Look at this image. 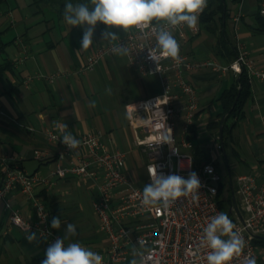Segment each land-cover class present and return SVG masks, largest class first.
Listing matches in <instances>:
<instances>
[{
  "label": "built area",
  "instance_id": "built-area-1",
  "mask_svg": "<svg viewBox=\"0 0 264 264\" xmlns=\"http://www.w3.org/2000/svg\"><path fill=\"white\" fill-rule=\"evenodd\" d=\"M260 13L264 15V2ZM200 17L201 15L197 30L183 26L173 32L178 42H187L190 37H197L202 33ZM240 20L241 15L235 17V28ZM121 42L129 49L130 66L143 76L157 75L162 85L160 94L125 106L134 144L146 156L143 165L144 181L146 184L151 183L147 170L152 164H156L158 173L164 176L175 174L187 178L190 173L195 172L201 183L198 199L193 200L191 196L180 197L168 208H144L141 205L143 187L138 186L140 181L129 172L126 154L118 148H111V139H105L101 132H85L77 138L81 141L80 146L71 151L60 142V134L54 128L45 127L46 139L57 148L55 168L49 175L43 176L28 173L18 165L16 157L1 158L0 200L6 202L12 226L26 233L30 226V231L49 245L57 237L63 236L57 229L51 228L52 215L37 188H53L54 178H78L92 182L98 190L93 209L100 220V231L107 240L104 249L94 252L104 257L103 264H130L133 258L131 249L139 247V238L144 240L145 248L148 249L145 252V264H207L208 250L199 247V238L210 218L218 212H224L217 201L218 186L224 178L214 156L206 164L199 167L195 165V143L189 136L200 117V104L198 90L187 75L211 70L220 77L229 74L238 77L245 71L251 82L254 78L264 81V70L251 57L246 45L238 41L237 56L233 61L224 62L216 54L195 59L180 53L182 62L179 65L171 59L161 58L160 72H157L156 63L149 58L148 53V49H156L155 37L150 33L145 35L132 32L122 36L119 41L97 48L87 58L79 73L93 71L104 58L115 56L112 48ZM58 76L68 75H38L40 79L50 82ZM0 113L3 114L1 111ZM169 128L172 139L167 144H162V136L169 134ZM216 145L218 151H223L220 137L217 138ZM61 153L64 154L63 158ZM46 155L40 153L37 157L40 159ZM231 183L241 216L233 207V217H228L246 242L242 255L235 258L232 264H243L247 256H254L257 264H264L254 244L257 238L264 237V187L258 184L257 176L251 173L238 176ZM15 190L25 196L34 212L32 218H25L10 203V195ZM40 213L46 215V220H42ZM16 217L20 218L21 224H16Z\"/></svg>",
  "mask_w": 264,
  "mask_h": 264
},
{
  "label": "crops",
  "instance_id": "crops-1",
  "mask_svg": "<svg viewBox=\"0 0 264 264\" xmlns=\"http://www.w3.org/2000/svg\"><path fill=\"white\" fill-rule=\"evenodd\" d=\"M31 1L34 2V0ZM263 2L264 0L237 1L240 5L239 10L241 14V20L239 22L240 26H237V29L235 28L232 14L229 12L228 17L224 21L223 31L220 32V35L212 36L206 32H202L197 37H190L187 42H178L180 45V53L186 54L195 59H202L215 55L216 46L223 35L224 39H227L232 44L233 48H235V56H237V42L244 43L249 50L251 57L257 62L258 66L264 70V37H262V33L256 31L258 21L256 19L255 21H252L249 18L252 16L254 17V15L257 16V12L260 11ZM53 13L56 15V12ZM12 24H14V22H12ZM57 28H59L58 31ZM64 28L66 27H63L62 24H59L54 20L53 24L47 22L45 25H39L37 26V30L34 31V34L26 32L27 34H24V36H22L23 38L14 42L17 46L18 55L15 58L16 60H11L13 63V70L7 71V73H9L12 78V80H8L11 86L10 93H15L18 96L19 101L13 103L7 100L3 95L0 96V111L4 113H0V121H4V118L6 117L12 121H22V126L30 138L29 142L31 145L26 151L22 154H12L11 156L16 157L18 165L22 166L25 170L27 161H38V165L33 168V173H38L43 176L49 175L55 168L57 153L56 146L50 143L44 135L45 127H52L55 132L60 134L54 127L53 122H65L68 130L72 132L75 138L81 137L85 132L95 131L91 130L87 122L83 120L81 111H84V109H82L80 102L76 101V99H66V95H70V92H72L74 87L78 84L77 79L74 77L76 75L58 76L53 82L38 77L39 73L53 75L64 73V71L68 69L69 62L67 60L71 59L72 54L75 51L74 47L76 42H73V40L70 42L72 39L71 35L68 33V29ZM79 28L81 33L80 39L78 40L81 41L83 28ZM105 30V25H97L93 37V40L96 41L93 42V45L88 49V57L97 48L112 43L107 40H102L101 33ZM53 31L57 33H54ZM115 31L119 32L120 37L126 35L122 30L115 29ZM86 62L87 59L81 60V63H83L81 68ZM115 62L120 69L124 68L129 70L130 77L134 81H136L138 77L141 80L140 86L143 94L142 97L136 101L128 103L137 102L141 99L149 98L162 92V85L159 77L157 75H141L135 68L130 66L128 55L116 59ZM124 62H126V64H124ZM187 77L198 90L200 104V117L193 128V132L189 136L191 138L190 140L195 143L194 139H198L200 135L199 130L207 128L215 133L214 137L216 143L217 138L220 137V132L212 129L210 124L220 119V116L224 112L221 96L226 90L232 87L238 77L233 74L220 77L211 70L191 72ZM250 83L251 95L244 107L245 117L233 130L232 138L228 140V145L222 152L224 153L227 164L230 155L234 158L237 155L239 156L237 151L231 147V143L238 142L236 131L240 126L243 127V136L249 145L250 152H248L249 157L244 160L242 159L241 161L245 167L243 172L237 174L236 177L253 173L257 176L258 184L261 187H264V81L254 78ZM30 128L34 130L29 131ZM105 139L108 138L105 137ZM133 145L138 152V168L143 169L145 157L135 146L134 138ZM198 146L209 156H212L211 152L202 147V144L199 143ZM111 148L116 147L114 144H111ZM227 149L229 150V154ZM40 153L47 155L46 157L39 159L37 155ZM127 166L129 172L133 174L128 161ZM230 178L232 182L234 178L231 173ZM70 180V178L66 180L54 178L53 182L55 183V186L53 188L49 190L42 186L37 188V192L39 196L45 200L48 210L54 217H59L61 219L62 223L61 228L59 229L60 231L67 226L66 219L63 218L67 206L61 205V201L55 194V188L68 184ZM1 183L2 176L0 172V186ZM95 190L97 195V187H95ZM10 203L14 208L19 209L25 218L33 217L34 212L25 196L20 191L15 190L11 193ZM7 212L6 202L0 200V259L3 258L5 260V258H8V253H10L12 259H15L16 250L20 251V249L26 252V257H30V259L25 258V264L33 258L45 257L44 253L49 245L38 235L37 242L29 243L25 238L28 233L12 226L8 218L9 213L7 215ZM5 218H7V222L4 226ZM83 239L84 238H79L78 242L81 243L80 240H82L81 244L84 246L88 247L89 244L93 243L89 237L86 238L89 240L86 243L83 242ZM68 242L70 241H67V243ZM106 246L107 242L105 241L104 244L102 243L100 247L94 250H101ZM262 260H264L263 257Z\"/></svg>",
  "mask_w": 264,
  "mask_h": 264
},
{
  "label": "rangeland",
  "instance_id": "rangeland-1",
  "mask_svg": "<svg viewBox=\"0 0 264 264\" xmlns=\"http://www.w3.org/2000/svg\"><path fill=\"white\" fill-rule=\"evenodd\" d=\"M49 7L41 5L39 6L41 10L38 11L39 8L31 0H4L0 3L1 39L6 44L4 52L0 53V65H3L7 60H16L18 50L14 42L23 38L22 36L27 34L26 32L34 34L37 26L45 25L47 22L53 24L54 20L59 23L57 13L55 15L53 13L55 12L54 9ZM239 7L240 5L233 0L226 1V8L232 14L233 20L236 16L241 15ZM37 11L38 13L36 14ZM257 13L259 15V11ZM255 16L249 17L250 20H257L258 16ZM259 16L264 18V15ZM59 24L66 27L64 29H68V33H70L72 38L70 42L72 40L76 42V44L74 43L75 51L71 59L67 60L69 67L64 73L69 76L76 75L74 77L77 79L78 84L70 92V95H66V99H76V101H79L82 109H84V111H81L83 120L87 122L89 128L101 132L104 137L113 141L116 148L127 154V161L131 166V170L138 181H140L138 186L144 187L146 185L144 181L145 171L144 169H139L137 165L138 152L133 145L134 137L125 109L126 103L136 101L143 95L140 78L137 76V80L134 81L130 77L129 70L120 69L115 61L118 58H122V56L118 57L117 55L104 59L93 72L79 73L83 64L81 60H86L88 57V50H81L79 55L76 54V51L81 48V41L78 40L80 39L81 30L79 27H71L65 22ZM237 26H240V23ZM262 37H264V34ZM95 41L93 40V42ZM8 80H12L9 73H0V96L3 95L7 100L16 103L19 101V98L15 93H10L11 86ZM109 88L111 89L110 94L106 92V89ZM92 100L96 101L97 106L95 108L89 106V102ZM16 106L18 107L17 104ZM4 119V121H0V141L2 143L0 144V159L10 157L12 154H22L31 145L29 135L22 126V121H12L7 117ZM199 134V138L194 139L195 143L198 145L199 143L202 144L205 150L211 152L212 156L216 157L218 170L225 180L230 179L231 173L235 181L236 175L243 172L245 168L241 162L242 159L244 160L249 157L248 152H250L249 145L243 136V127L237 128L236 135L238 142L231 143V147L237 151L239 156L237 155L234 158L230 155L228 157V164L224 153L218 151L216 148L215 133L205 128L200 129ZM227 151L229 154L228 149ZM37 165L38 161L36 160L27 161V172L33 173V168ZM70 179L68 184L56 187L55 194L61 201V205L67 206L63 214L66 223H72L76 226L78 235L72 237L71 241L78 242L79 238H84L83 242L86 243L89 241L86 238L89 237L93 243L89 244L88 248L96 251L94 249L100 247L107 240L104 233L100 231V220L93 209V202L97 196L95 185L92 182L82 181L78 178ZM6 222L7 218L4 219V226ZM65 229L63 228L61 231L58 229L62 236L65 234ZM80 241L82 243V240ZM16 251V258L18 259H12L10 253L7 252L9 254L8 258H5V260L3 258L0 259V264H25V258L30 259V257H26L27 254L22 249ZM260 255L264 258V249L260 250Z\"/></svg>",
  "mask_w": 264,
  "mask_h": 264
},
{
  "label": "clouds",
  "instance_id": "clouds-1",
  "mask_svg": "<svg viewBox=\"0 0 264 264\" xmlns=\"http://www.w3.org/2000/svg\"><path fill=\"white\" fill-rule=\"evenodd\" d=\"M208 5V0H88L87 3L66 2L62 13L63 22L71 27H82L83 35L81 48L76 51L79 55L81 50L87 51L93 45V37L98 24L106 26L101 33L103 41H119L118 31L124 34L132 32L151 34L155 37L156 49H148L149 58L156 63V71L159 70L161 58L171 59L177 65L182 62L180 57V45L173 35L175 30L186 26L190 30H197L199 16ZM112 52L118 56H127L129 49L123 42L114 45ZM157 52L159 55H157ZM108 94L111 89H106ZM89 106L95 108L96 101L89 102ZM54 127L60 133V142L68 149H77L81 141L75 138L65 122L54 121ZM30 131V130H29ZM172 139L171 129L169 134L162 136V144H167ZM61 153V158H63ZM148 176L151 183L144 185L141 205L149 210L168 208L170 204L180 197L191 196L198 199V190L201 187L198 175L192 172L187 178L171 174L161 175L157 171V165L148 166ZM46 220V215H42ZM16 224H21L19 217L15 218ZM61 219L53 217L52 229L61 228ZM76 226L67 223L63 238L57 237L45 250V258L40 264H103L104 257L92 251L79 242H71V238L77 236ZM29 243L38 241L37 234L30 231L25 237ZM65 241H70L67 244ZM139 247L131 249L132 260L130 264H145V242L139 238ZM246 242L236 225L225 212H218L210 218V221L202 230L199 238V247L206 248L207 264H232L235 258L242 255ZM199 247L197 250H199ZM243 264H257L254 256L245 257Z\"/></svg>",
  "mask_w": 264,
  "mask_h": 264
},
{
  "label": "trees",
  "instance_id": "trees-1",
  "mask_svg": "<svg viewBox=\"0 0 264 264\" xmlns=\"http://www.w3.org/2000/svg\"><path fill=\"white\" fill-rule=\"evenodd\" d=\"M3 1L4 0H0V3H2ZM226 1L227 0H208V5L200 17L202 32H206L212 36L220 35V32L223 31L224 21L228 17V13H229L226 8ZM233 1L237 2L239 0H233ZM66 2H69V0H34L33 4L36 5L38 8L41 5H44L45 7L50 6L57 13L59 23H62L63 22L62 13ZM70 2L74 4L87 3L88 0H70ZM40 10L41 9L39 8L38 11ZM259 15H262L260 11H259ZM259 15H257L258 27L256 31L264 34V19ZM1 34L2 33L0 32V53H3L6 44L2 41ZM216 56L219 57L224 62H230L236 58L235 48H233L232 44L227 39H224L223 35L221 36V40L216 46ZM11 70H13V63L9 60H7L3 65H0V73H5ZM250 95H251V83L247 73L243 71L238 76L232 87L226 90L221 96V102L224 107V112L222 113L218 121H215L210 124V127L220 132V127L221 125H223V135H222V144L224 146L223 150H225V148L227 147L228 140L232 138L233 130L237 127L238 123L245 117L244 107ZM236 99L237 102L235 104ZM225 115L227 116L225 120L222 122V119ZM189 139L191 138L189 137ZM194 157H195L196 167H199L200 165L206 164L211 161V156H209L205 151L200 149L199 146L196 144L194 148ZM218 187H219V193L217 195L218 204L223 209V211L227 213L229 217H233V213L231 211L232 208L235 207L234 199L236 200V197L233 193L231 178L230 180L223 179V182H221ZM51 215L53 218L54 216L52 213ZM254 244L260 253V250L264 248V237L257 238L254 241ZM260 257L262 260L261 255ZM44 258L45 257L33 258L32 260L28 261L27 264H40V262Z\"/></svg>",
  "mask_w": 264,
  "mask_h": 264
},
{
  "label": "water",
  "instance_id": "water-1",
  "mask_svg": "<svg viewBox=\"0 0 264 264\" xmlns=\"http://www.w3.org/2000/svg\"><path fill=\"white\" fill-rule=\"evenodd\" d=\"M238 98V97H237ZM236 102H237V99H236V101H235V104H236ZM228 115V114H227ZM227 115H225L224 117H223V119H222V122L225 120V118H226V116ZM222 135H223V125H221V127H220V139H221V141H222ZM234 202H235V210L237 211V213L239 214V216H241L240 215V212H239V209H238V207H237V203H236V200L234 199ZM232 213H233V210L231 211Z\"/></svg>",
  "mask_w": 264,
  "mask_h": 264
}]
</instances>
